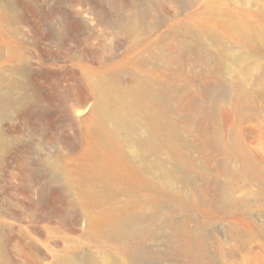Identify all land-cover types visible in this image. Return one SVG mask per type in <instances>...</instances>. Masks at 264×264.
Listing matches in <instances>:
<instances>
[{"label":"bare ground","instance_id":"1","mask_svg":"<svg viewBox=\"0 0 264 264\" xmlns=\"http://www.w3.org/2000/svg\"><path fill=\"white\" fill-rule=\"evenodd\" d=\"M238 1L153 0L138 17L131 12L119 13L115 24L125 34L122 46L128 44L127 52H135L143 42L140 21L144 14L153 11L156 24L166 27L165 35L181 42L172 49L182 54L195 52L202 56L204 49L209 50V47L202 48L203 41H213L219 51V39L223 37H264V10L253 12L247 5L240 8ZM152 51L157 56L162 54L159 47ZM91 54L86 50L83 55L73 58L74 67H80L79 70L73 67L72 71L58 69L50 88L52 91L46 93L33 83L38 74L33 65L12 59L9 90L5 96L0 94V119L10 114L8 106L16 111V100L21 98L17 111L29 122L34 121L31 126L33 136H41L43 143L56 150L54 156L36 158L33 156L36 151L33 142L9 141L0 131V166L13 151L27 149L30 152L16 160L19 174L12 178H19L21 184L13 189L16 197L13 195L6 203L2 201L5 213L18 220L28 216L35 225L34 230L49 238L75 231L84 220L86 237L96 247L104 248L100 255L85 253L83 256L79 255L80 247L73 251L63 248L61 253L53 254V264H125L120 251L126 248V241L138 238L144 205L128 200L120 206L122 195H138L150 190L154 193L151 202L157 208L166 203L177 211L193 209L196 213H204L203 208L208 207L211 213L217 214L220 205L243 204L233 202L231 198L227 200V195L223 199L219 181L211 180L208 175H203L202 180L206 183V191H213L210 203L195 193L189 197L180 192L178 185L190 186L195 177L189 174L193 163L181 158L177 146L189 149L193 145L182 139L181 121H171L172 100L168 98L170 91L165 81L154 70L127 68L122 62L110 63L107 56L100 57L96 53L94 60L99 63V68L83 66L84 57ZM140 56L136 65L142 63ZM50 65L45 66L49 68ZM125 72L130 74L132 82L127 88L123 87L122 81ZM0 78L1 83L3 76ZM0 88H3L1 84ZM17 89L22 90L21 95ZM204 90L207 95L204 104L207 106L190 105L189 112L193 114L183 121L186 129L196 127L199 130L201 143L198 149L206 166L215 161V154L224 155L228 150L239 152L243 135L237 131L228 133L226 143H231L232 147L224 144L219 130V106L222 103L219 88L205 87ZM91 99L93 104L75 116L74 108L86 105ZM236 107L238 117L243 118L245 106ZM39 115L43 116L42 119L38 118ZM159 155L164 157L152 159ZM241 157L245 171L264 183V173L257 165H251L244 150ZM216 162V170L227 171L224 161ZM227 194H231L230 189ZM135 210L138 214L132 213ZM165 220L166 224H171L170 217L165 216ZM37 223H46V227L40 230ZM166 224L155 232L150 229L148 233L153 238L165 237L168 243L178 244L180 254L191 264L208 263L205 229L198 220H195V228L201 231L198 236L187 222L182 224L181 230L171 232L166 230ZM27 238L21 229L9 227L7 230L5 225H0V264H40L39 257L45 254L35 243L23 241ZM59 238L61 242L65 240ZM60 241L55 244H61ZM111 241L119 245V252L109 249ZM138 241L137 246L124 254L132 264H145L157 258V254L149 252L144 243Z\"/></svg>","mask_w":264,"mask_h":264},{"label":"rangeland","instance_id":"2","mask_svg":"<svg viewBox=\"0 0 264 264\" xmlns=\"http://www.w3.org/2000/svg\"><path fill=\"white\" fill-rule=\"evenodd\" d=\"M152 1L0 0V76H3L0 94L5 96L9 90L12 59H21L22 63L28 61L33 65L38 73L34 76L33 83L41 87L44 93L52 91L50 88L58 69H80L74 67L73 58L83 55L86 50H90L92 54L84 57L82 64L85 67L99 68V63L94 60L96 53L100 57L107 56L110 63L122 62L127 68L154 70L165 81L170 91L168 98L173 103L170 104L171 121H181V137L193 145L189 149L183 145L177 146L182 154L181 158L193 163L189 174L195 177L192 185L179 184L178 190L189 197L195 193L197 197L210 203L213 191H206V183L202 180L203 175H208L211 180L219 181L223 199L227 195V200L231 198L233 202L243 204H228L223 207L220 205L217 214L211 213L212 210L208 207L203 208L204 213H196L193 209L177 211L166 203L160 204L162 208H157V205L151 202L154 193L150 190L138 195H122L119 198L120 206L128 200L144 205L141 225H138V238L126 241V248L120 251L125 258V264H132L125 255L130 248L137 246L138 240L144 243L149 252L157 254V258L145 264H191L180 254L178 244L168 243L165 237L153 238L148 233L150 229L155 232L166 224L165 216L171 218V224H166L167 229L165 228L168 232L181 230L182 224L187 222L196 230L195 234L198 236L201 231L195 228V220L203 225L206 234L204 241L209 255L207 264H264V183L260 178H254L245 171L241 157L244 150L251 165H257L264 173V37H223L219 39V51L213 41H203L197 44L201 43L202 48L209 47V50L204 49L202 56L195 52L182 54L172 49L181 42L167 37L166 27L157 25L153 11H149L140 21L143 29L141 46L135 52H127L128 44L122 46L125 34L115 24V20L119 13L125 12H131L133 16L138 17L147 8V3L152 4ZM238 2L240 8L247 5L253 12L264 10V0ZM132 4L136 7L132 8ZM155 47L162 49L160 56L152 51ZM139 56L142 63L136 65L135 61ZM46 64L51 65L47 68ZM130 79L128 72L123 73V87L127 88L132 84ZM215 86L219 88L222 101L219 106V130L224 144L232 147L231 143H226L227 134L231 132L237 131L243 138L240 139L239 152L228 150L224 155L215 154V161L204 166L198 149L201 134L196 127L186 129L183 118L188 119L193 114L189 112V106L192 104H203L206 107L204 101H207V95L204 88ZM17 90L21 95L22 90ZM20 99L16 100V111L8 106L10 114L0 119L2 136L9 141L22 139L33 142L36 150L33 156L36 158L56 155V150L43 143L41 136H33L31 126L34 121L29 122L17 111ZM91 104L92 99L86 105L76 106L74 115L76 116L78 111L84 112L86 106ZM236 106L246 108V113L241 119L236 113ZM42 117L38 116L40 119ZM52 123L55 124V119H52ZM137 124L140 125L139 122ZM14 152L9 153L4 164L0 166V225H5L7 230L9 227L21 229L28 235L23 241L35 243L45 254L44 257H39L40 264H53V254L61 253L63 248L73 251L80 247V256L85 253L100 255L104 248L96 247L95 243L86 237L87 227L84 220H81L75 231L59 233L55 238H49L34 230L35 225L30 222L28 216L18 220L5 213L2 201L5 200L6 203L12 199L16 193L13 189L21 184L19 178H12L13 175L19 174L16 160L25 152L30 153L27 149ZM163 157L164 155L153 156L152 159ZM216 161H224L227 171L216 170ZM229 189L231 194H227ZM18 197L22 198L21 195ZM194 202L195 200L193 204ZM132 213L138 214V210ZM45 225L46 223L36 224L40 230H43ZM59 237H64L65 240L61 242ZM55 241H60L61 244H55ZM108 247L115 253L119 252V245L114 241H111Z\"/></svg>","mask_w":264,"mask_h":264}]
</instances>
